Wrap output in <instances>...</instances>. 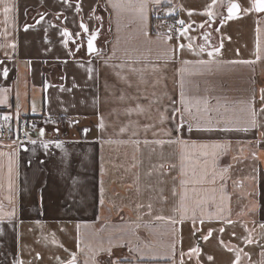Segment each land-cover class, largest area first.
Listing matches in <instances>:
<instances>
[{
  "label": "crops",
  "instance_id": "crops-1",
  "mask_svg": "<svg viewBox=\"0 0 264 264\" xmlns=\"http://www.w3.org/2000/svg\"><path fill=\"white\" fill-rule=\"evenodd\" d=\"M202 1L0 0V113L41 139L0 142V264L49 232L64 263L264 264V14L246 41Z\"/></svg>",
  "mask_w": 264,
  "mask_h": 264
},
{
  "label": "rangeland",
  "instance_id": "rangeland-1",
  "mask_svg": "<svg viewBox=\"0 0 264 264\" xmlns=\"http://www.w3.org/2000/svg\"><path fill=\"white\" fill-rule=\"evenodd\" d=\"M203 5H206L205 0L202 1ZM237 3L240 8L243 10L242 14L233 16V17H226L227 19L223 26L226 24L234 23L230 26V28L237 27L239 28V34L242 32V37L244 40L247 41V35L245 32L246 25L250 22L251 18H256L258 15L255 14L254 8H253V0H209L207 8L203 9L201 14H204V18L212 24L214 20L217 19L218 15H221L222 8H229L232 4ZM224 6V7H223ZM257 15V16H256ZM206 16V17H205ZM190 27L187 25V31L186 34L189 33ZM236 31V30H235ZM218 32H220V36L224 40H232L231 34L229 31H226V29L223 27H220L218 29ZM233 42L238 43L237 39H233ZM247 43V42H246ZM232 44V43H231ZM35 235H32L31 238L29 236H26L23 239L22 246H23V253L28 257L31 258L33 262H37L38 260V254H42V261L46 264H67L64 263L67 256L70 254L71 249L69 248L67 244V235H63L62 233H38L37 239L35 240L36 243H34L33 237ZM69 236V235H68ZM37 249H34V246H37Z\"/></svg>",
  "mask_w": 264,
  "mask_h": 264
},
{
  "label": "built area",
  "instance_id": "built-area-1",
  "mask_svg": "<svg viewBox=\"0 0 264 264\" xmlns=\"http://www.w3.org/2000/svg\"><path fill=\"white\" fill-rule=\"evenodd\" d=\"M177 30H183L182 25H177ZM40 132V127L28 120L19 118L15 122L8 123L7 116L0 113V142L23 146L31 141H40L34 138Z\"/></svg>",
  "mask_w": 264,
  "mask_h": 264
},
{
  "label": "water",
  "instance_id": "water-1",
  "mask_svg": "<svg viewBox=\"0 0 264 264\" xmlns=\"http://www.w3.org/2000/svg\"><path fill=\"white\" fill-rule=\"evenodd\" d=\"M232 5H238V4L234 3ZM229 8L226 9V14L229 15V16H236V15L241 13V8H240L239 5H238L237 9H233V12L231 14L229 13ZM253 8H254V12L256 14H258V15L264 14V11L258 10L257 0H253ZM100 32H101V28L98 29L94 33H89L87 31V29L84 28V34H85L84 37H80L78 39V40H83L85 42L87 56L95 55L99 51L98 41H99V38H100ZM72 41L76 42V39H73ZM67 264H78V262L77 261H71V262H69Z\"/></svg>",
  "mask_w": 264,
  "mask_h": 264
},
{
  "label": "snow or ice",
  "instance_id": "snow-or-ice-1",
  "mask_svg": "<svg viewBox=\"0 0 264 264\" xmlns=\"http://www.w3.org/2000/svg\"><path fill=\"white\" fill-rule=\"evenodd\" d=\"M257 6H258V10L260 11H264V0H257ZM238 8V5H232L230 8H229V13L231 14L233 12V9H237ZM5 11L7 12L8 9L5 8ZM67 34V33H66ZM41 135H43V133H41Z\"/></svg>",
  "mask_w": 264,
  "mask_h": 264
},
{
  "label": "flooded vegetation",
  "instance_id": "flooded-vegetation-1",
  "mask_svg": "<svg viewBox=\"0 0 264 264\" xmlns=\"http://www.w3.org/2000/svg\"><path fill=\"white\" fill-rule=\"evenodd\" d=\"M204 36H205L206 42H211L212 43V33H211V30L206 31V33L204 34ZM83 42H84L83 40H80L79 41V43L81 45H83Z\"/></svg>",
  "mask_w": 264,
  "mask_h": 264
},
{
  "label": "trees",
  "instance_id": "trees-1",
  "mask_svg": "<svg viewBox=\"0 0 264 264\" xmlns=\"http://www.w3.org/2000/svg\"><path fill=\"white\" fill-rule=\"evenodd\" d=\"M99 9H100V7L97 9V11H100ZM31 118H36V117H31Z\"/></svg>",
  "mask_w": 264,
  "mask_h": 264
}]
</instances>
